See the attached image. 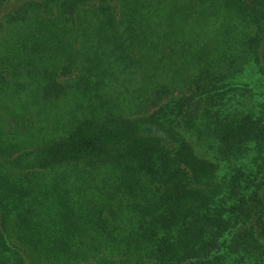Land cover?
<instances>
[{
  "label": "trees",
  "instance_id": "16d2710c",
  "mask_svg": "<svg viewBox=\"0 0 264 264\" xmlns=\"http://www.w3.org/2000/svg\"><path fill=\"white\" fill-rule=\"evenodd\" d=\"M0 264H264V0H0Z\"/></svg>",
  "mask_w": 264,
  "mask_h": 264
},
{
  "label": "rangeland",
  "instance_id": "374dc122",
  "mask_svg": "<svg viewBox=\"0 0 264 264\" xmlns=\"http://www.w3.org/2000/svg\"><path fill=\"white\" fill-rule=\"evenodd\" d=\"M250 75L249 74H247V72H246V74L245 75H240V76H236L235 77V81H237L240 85V87L242 88V86H244V84L245 83H243L244 81L245 82H247V80H250ZM246 92L247 93H249V90L247 89L246 90ZM233 93H234V98L232 99L233 100V102L234 103H237V102H242V101H244L245 100V94L243 93V92H241V91H239V90H235V91H233Z\"/></svg>",
  "mask_w": 264,
  "mask_h": 264
}]
</instances>
